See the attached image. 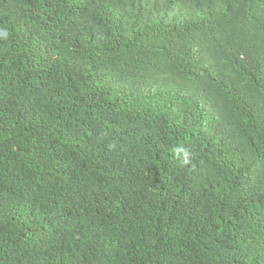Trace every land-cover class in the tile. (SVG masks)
Returning a JSON list of instances; mask_svg holds the SVG:
<instances>
[{
  "label": "trees",
  "instance_id": "trees-1",
  "mask_svg": "<svg viewBox=\"0 0 264 264\" xmlns=\"http://www.w3.org/2000/svg\"><path fill=\"white\" fill-rule=\"evenodd\" d=\"M0 264H264V0H0Z\"/></svg>",
  "mask_w": 264,
  "mask_h": 264
}]
</instances>
